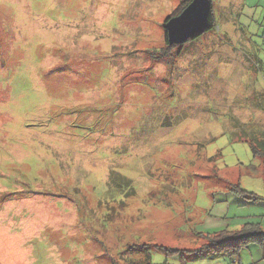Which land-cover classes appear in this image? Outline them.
<instances>
[{
    "label": "rangeland",
    "instance_id": "1",
    "mask_svg": "<svg viewBox=\"0 0 264 264\" xmlns=\"http://www.w3.org/2000/svg\"><path fill=\"white\" fill-rule=\"evenodd\" d=\"M188 1L0 0V264H264L187 252L264 230V0Z\"/></svg>",
    "mask_w": 264,
    "mask_h": 264
},
{
    "label": "trees",
    "instance_id": "2",
    "mask_svg": "<svg viewBox=\"0 0 264 264\" xmlns=\"http://www.w3.org/2000/svg\"><path fill=\"white\" fill-rule=\"evenodd\" d=\"M192 0H189L190 4ZM212 26L211 17H210V28ZM244 140H248L252 151L255 156L262 157L263 166H264V132L255 133L249 136L244 135ZM264 174V167H263ZM234 193L238 195L246 196V190H244L239 184L233 185L230 188ZM255 200L264 199L258 196L253 195L252 197ZM207 243L203 246L198 247L194 250H188L187 252L194 253L195 255H203L208 257H214L220 253H225L227 251L236 253L239 249L244 246L249 245L252 242L259 243L264 249V230L259 223L249 222L246 225H243L241 228L236 230H221L214 232H205L201 234ZM159 249L164 250L165 252H175L183 251L177 248H168L163 245H157Z\"/></svg>",
    "mask_w": 264,
    "mask_h": 264
},
{
    "label": "water",
    "instance_id": "3",
    "mask_svg": "<svg viewBox=\"0 0 264 264\" xmlns=\"http://www.w3.org/2000/svg\"><path fill=\"white\" fill-rule=\"evenodd\" d=\"M212 0H192L177 16L166 22L170 45L183 44L196 38L210 28Z\"/></svg>",
    "mask_w": 264,
    "mask_h": 264
}]
</instances>
